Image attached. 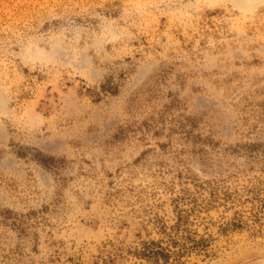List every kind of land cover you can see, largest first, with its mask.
<instances>
[{
	"label": "rangeland",
	"instance_id": "obj_1",
	"mask_svg": "<svg viewBox=\"0 0 264 264\" xmlns=\"http://www.w3.org/2000/svg\"><path fill=\"white\" fill-rule=\"evenodd\" d=\"M0 264H264V0H0Z\"/></svg>",
	"mask_w": 264,
	"mask_h": 264
},
{
	"label": "trees",
	"instance_id": "obj_2",
	"mask_svg": "<svg viewBox=\"0 0 264 264\" xmlns=\"http://www.w3.org/2000/svg\"><path fill=\"white\" fill-rule=\"evenodd\" d=\"M158 249L159 248H157V247H155V249L154 250H147L145 253L147 254V255H156V256H159L160 254V252L158 251ZM149 257V256H148Z\"/></svg>",
	"mask_w": 264,
	"mask_h": 264
}]
</instances>
